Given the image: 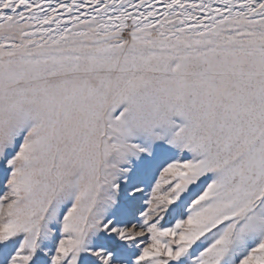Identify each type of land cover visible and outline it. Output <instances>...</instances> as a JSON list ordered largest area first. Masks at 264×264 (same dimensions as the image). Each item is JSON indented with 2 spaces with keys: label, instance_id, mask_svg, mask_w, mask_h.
<instances>
[{
  "label": "snow or ice",
  "instance_id": "snow-or-ice-1",
  "mask_svg": "<svg viewBox=\"0 0 264 264\" xmlns=\"http://www.w3.org/2000/svg\"><path fill=\"white\" fill-rule=\"evenodd\" d=\"M0 264H264V0H0Z\"/></svg>",
  "mask_w": 264,
  "mask_h": 264
}]
</instances>
